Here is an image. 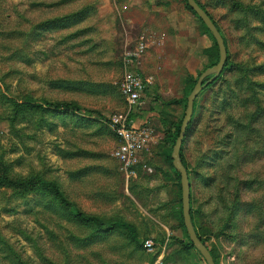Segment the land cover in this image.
<instances>
[{
  "label": "rangeland",
  "instance_id": "obj_1",
  "mask_svg": "<svg viewBox=\"0 0 264 264\" xmlns=\"http://www.w3.org/2000/svg\"><path fill=\"white\" fill-rule=\"evenodd\" d=\"M198 1L229 57L220 80L197 98L183 145L190 176H202L196 226L218 264H264V0H236L243 8ZM133 2L0 0V176L54 181L74 206L0 187V264H150L166 234L176 244L178 232L166 228L182 229L181 192L160 169L171 170L162 160L173 150L162 123L183 119V104H167L187 103L188 85L211 68L213 40L185 0H141L156 41L142 65L134 56L142 31L125 22ZM130 71L147 88L132 114L154 138L142 152L149 170L136 180L111 157L110 120L128 111L120 85ZM15 102L45 111L14 112ZM58 103L75 107L54 111ZM77 213L123 221L138 241L128 231L85 225ZM146 239L156 245L152 254L143 251Z\"/></svg>",
  "mask_w": 264,
  "mask_h": 264
},
{
  "label": "trees",
  "instance_id": "obj_2",
  "mask_svg": "<svg viewBox=\"0 0 264 264\" xmlns=\"http://www.w3.org/2000/svg\"><path fill=\"white\" fill-rule=\"evenodd\" d=\"M194 1L208 15V17L214 23V25L216 26L217 30L219 31V33L221 35V32H220V30L218 28L217 23L214 21V19L212 18V16L206 11L205 7L198 0H194ZM227 2L229 4L230 3H234L236 5L239 4L238 6H240V7L242 6V3H240V2H238L236 0H227ZM235 2H237L238 4L235 3ZM185 3H186L187 8L189 9V11L204 26L206 32L209 33V31L206 28V26L201 22V20L195 15V13L187 5V0H185ZM242 8H243V6H242ZM210 36H211V34H210ZM221 37H222V35H221ZM211 38L213 40V46H211L207 50V52H206V57H207V62H208V66L209 67L215 66L218 63V61H219V50H218V47H217V45H216V43H215V41H214V39H213L212 36H211ZM223 41H224V45H225V48H226L227 59H228V57H229L228 56V50H227L226 42H225L224 38H223ZM227 63L228 62L226 61L225 67H224L221 75L219 77H217V79H215L211 84H209L208 86H206L205 88H203V90L199 94V96L204 91H207V90L211 89V87H213L220 80L222 74L227 69ZM195 83L196 82H192V83H190L188 85L187 91L185 92L187 96L190 94V92L194 88ZM197 98L195 99L194 105H193V116H194V112H195V109H196V101H197ZM179 104H183L184 105V109L186 108V101H184V100H180V101L173 100V101L169 102L167 104V106L168 105H179ZM74 105L75 104H73V103H58V104H55L54 106H50L49 104H45V106L52 107V109L54 111H60V110L68 111V110L74 108L75 107ZM13 106H14V109H13L14 112H25V111L44 112L45 111V107L43 105H39V104H28V103L19 104V103H16L15 102V103H13ZM193 116H192V119H193ZM135 117H136V115L131 114L130 115V120H134ZM191 122H192V120H191ZM191 122H190V124H189V126H188V128L186 130L185 137H184V140H183V143H182V147H181V150H180V159H181L182 164H183V166L185 167V169H186V171L188 173L189 181H190V177L191 176H190V172L188 171V167H187L186 163L183 160V145H184V141H185V138H186V135H187V131H188L190 125H191ZM181 123H182V120L180 122H178V123H173L170 126L166 122H163L162 123V126L165 129V135H164V139L163 140L167 144L171 145V147H174L175 142H176V140H177V138L179 136ZM114 138H115V136H114ZM115 141H116V139H115ZM171 153L168 154V155H166V156H164V159L162 161H163L164 165H167L171 169L170 171L174 174V179H172L171 177H169L167 174L164 173V170L162 168L163 166H161L160 169H161L162 174L164 175V177L170 179L171 182H172V180L175 181V183L177 185V188H178V191L181 192V188H180V185H179L180 175H179V173L172 166ZM144 161L137 168V177L134 180L138 179L140 175L146 176V173L147 172L146 171H143L142 170V167H141L143 164H145L148 167L147 162L146 161L144 162ZM201 177L202 176L197 173V177L194 178V179H192L193 180V183H194V185L196 187L199 186L198 182H199V180H200ZM204 179H205V181H208L207 180V177H204ZM194 181H196V183ZM0 187L6 188V189H9V190H12V191H16V192H19V193H23V194H26V193H34V192L46 193L49 196H51L53 199H55L57 202H59V204L61 206L66 207V208L74 207L73 204L69 203L66 200V198L64 197V195H63V193H62L59 185L56 182H54V181H47V180H45V179H43V178H41L39 176L38 177L35 176V177L27 178V179H22V180H12V179H8L6 177L0 176ZM190 216H191V221H192V224H193L192 211H191V195H190ZM76 218H77V220L79 222H81V223H83L85 225H88V226L89 225L90 226L93 225V226H96V227L101 228V229H104L105 228V229H109V230H124V231H128V233H129V235L131 237V240L134 243H136L138 241V235L136 233V230L132 226L126 224L123 221L104 222L103 220L99 219L98 217H89V216H86V215H84L82 213H77ZM179 227H181L182 230L184 231L185 237L187 238V243H184V242L178 241V240H175V243L177 245H179V247L183 251L195 250L194 246L189 241V238H188V236L186 234V230H185V227H184V224H183L182 207L179 209ZM193 227H194V225H193ZM199 235H197L198 238L203 243V245L207 247L206 241L203 239V237H202L201 234H199ZM222 235H225V234H222ZM225 236H227V235H225ZM227 238H229V236ZM208 250H209V252H210V254H211L212 258H213L214 263L215 264H218L217 258L215 257V254L213 253V250L212 249H209V248H208ZM165 260L166 261H170L168 258H166ZM152 261H153V259L151 260V263H152Z\"/></svg>",
  "mask_w": 264,
  "mask_h": 264
},
{
  "label": "built area",
  "instance_id": "obj_3",
  "mask_svg": "<svg viewBox=\"0 0 264 264\" xmlns=\"http://www.w3.org/2000/svg\"><path fill=\"white\" fill-rule=\"evenodd\" d=\"M143 49V46H139V52ZM120 88L126 100L128 111L125 114L113 116L110 120L117 141L114 150L111 152V157L118 163L120 172L129 180L137 177V168L142 164L141 154L154 138H152L151 129L145 123L137 124L136 119L130 120L132 111L135 112L141 106L142 98L147 89L145 80L137 72L130 71L125 74ZM141 167L143 171L149 170L145 164ZM142 247L145 253L152 254L156 245L151 239H147L143 242ZM159 255L150 264H174L173 262H165L164 258Z\"/></svg>",
  "mask_w": 264,
  "mask_h": 264
},
{
  "label": "water",
  "instance_id": "obj_4",
  "mask_svg": "<svg viewBox=\"0 0 264 264\" xmlns=\"http://www.w3.org/2000/svg\"><path fill=\"white\" fill-rule=\"evenodd\" d=\"M187 5L195 13V15L201 20V22L206 26L209 33L213 37L219 50V61L215 66L208 68L199 76L193 90L191 91V93L187 98L186 109H185L184 117L182 119L179 136L173 147L171 158H172L173 168L180 175L182 217H183V224L187 236L189 238V241L192 243L195 250L199 253L205 264H215L208 248L204 246L203 243L198 238L191 221L190 182L188 178V173L180 159V150L182 147L186 130L192 120L194 101L202 92L203 88L211 84L215 79H217V77L221 75L227 61V52L223 38L221 37L219 31L217 30L216 26L211 21V19L208 17V15L197 5V3L194 0H187Z\"/></svg>",
  "mask_w": 264,
  "mask_h": 264
},
{
  "label": "crops",
  "instance_id": "obj_5",
  "mask_svg": "<svg viewBox=\"0 0 264 264\" xmlns=\"http://www.w3.org/2000/svg\"><path fill=\"white\" fill-rule=\"evenodd\" d=\"M141 4H142L141 0H140V2L137 1V0H134V2L131 5H129L128 7L126 6L124 8V10L128 11V12H125V22H127L126 26L127 27L128 26H130V27L133 26L134 28L139 29V31H142L141 36H140L139 46H143L144 49L141 52H139V46H138V50L134 54V56L137 57L138 60L141 58V60H139V61H141V64L143 65V64H147L148 63L147 61H150L152 59V53L154 51L156 52V49H153L154 51L151 50L149 53L147 51V48L150 47V46H154L156 44V41L155 40L153 41L154 35L151 32L152 31V29H151L152 26H151V23H149L150 20H147L146 18H144V15H141V13H140V12H142V5ZM206 37L207 36L205 35L204 39ZM148 43H150V44H148ZM146 51H147V55H146V57H144L145 56L144 53H146ZM151 80H152V77H151ZM136 121H137V124H141V123L138 122L137 119H136ZM140 160H141V162L144 161L143 153L141 154ZM164 173L167 174L172 179H174V174L171 171L164 170ZM189 182H190L191 211H192L193 225H194V229L196 231V234L198 233L197 235H199L200 233H199V230H198V228L196 226V220H195V214L198 211V208L196 207V204H195V201H196L197 197H194V195H195L194 194V190H196V192H197V190L199 189V186L196 187L194 185L192 177H190V181ZM170 185H171L170 189H172V190L175 189V185H176L175 181L172 180ZM162 191H165V190L163 189ZM205 201H206L205 203L207 204L208 200H205ZM199 206H200V203H199ZM166 229L168 230V232H171V233H173L174 231H177L178 232V236L175 239L178 240V241H182L184 243H187L186 238H184L185 237V233H184V231L182 229H178V230L173 229V228H171V229L170 228H166ZM166 238L167 239L164 242L162 253L160 255L158 254L160 257L162 256L164 259L168 258L170 260V262H175V263L177 262L179 264H202L203 263V260H202L201 256L199 255V253L196 250L183 251L179 247V245L175 244V245L172 246L170 244L171 243L170 242L171 240L169 239L170 236H168L167 234H166ZM212 240H214V239H212ZM174 243H175V240H174ZM209 243H210V241H209ZM207 247L209 249H211L208 245H207ZM195 255L197 257H199V260L202 263L199 262V260L196 257H194ZM156 258L157 257H155V259ZM155 259H153V261Z\"/></svg>",
  "mask_w": 264,
  "mask_h": 264
}]
</instances>
